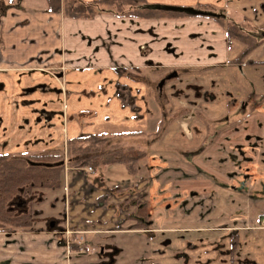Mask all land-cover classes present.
<instances>
[{
  "label": "crops",
  "instance_id": "1",
  "mask_svg": "<svg viewBox=\"0 0 264 264\" xmlns=\"http://www.w3.org/2000/svg\"><path fill=\"white\" fill-rule=\"evenodd\" d=\"M145 1L196 13L73 19L49 11L46 0H0V154L62 153L67 140L92 134L107 138L104 147L145 154L136 177L119 164L91 173L85 165L65 167L61 189L44 208L53 228L41 212L33 231L0 232V264H168L162 248L176 247L177 234H190L187 245L198 250L195 239L214 245L227 234L236 240L264 231V196L250 205L263 174L264 116L250 131L248 115L227 123L244 104L231 115L224 96L201 89L215 81L208 70L263 66L247 63H264V41L231 64L245 46L228 41L209 15L264 28V0ZM118 86L128 91L125 104ZM199 117L205 122L193 127ZM214 119L225 125L209 127ZM143 205L146 227L129 229ZM166 209H176L184 225L167 226L157 216ZM200 254L206 261L207 252Z\"/></svg>",
  "mask_w": 264,
  "mask_h": 264
},
{
  "label": "trees",
  "instance_id": "2",
  "mask_svg": "<svg viewBox=\"0 0 264 264\" xmlns=\"http://www.w3.org/2000/svg\"><path fill=\"white\" fill-rule=\"evenodd\" d=\"M46 3L49 11L61 12L73 19H91L96 14L105 12H112L118 17L136 19L193 16L196 13L191 8L150 5L145 0H96L92 2L46 0ZM204 9L209 10L210 8L204 7ZM209 16L224 27L228 41L235 40L245 46L231 64L240 63L264 41V28H253L244 20L237 24L230 21L224 22L221 15ZM247 65L264 66V63H247ZM117 89L122 103L128 102L126 88L118 86ZM106 141L107 138L104 135L92 134L67 140L64 153L24 156L0 154V232L33 231L36 218L42 212L36 208L46 202L48 197L59 192L65 167L74 168L87 165L94 170L119 164L132 177H136L138 169L144 164L145 154L133 148L104 147ZM44 164L50 166H44ZM17 200H21L25 205L16 207L15 201ZM27 204H29L28 208ZM53 207L54 205L51 204L50 210H53ZM146 219L147 214L145 205H143L136 212V220L133 225L129 226V229L146 227L144 223Z\"/></svg>",
  "mask_w": 264,
  "mask_h": 264
},
{
  "label": "rangeland",
  "instance_id": "3",
  "mask_svg": "<svg viewBox=\"0 0 264 264\" xmlns=\"http://www.w3.org/2000/svg\"><path fill=\"white\" fill-rule=\"evenodd\" d=\"M222 70H208L207 74H213L211 78L215 79L212 82V86L205 85L201 87L203 91H211L214 90L216 95L224 96L225 103L223 104L224 110L228 109V104H231L230 112L233 115L234 112L238 114L240 112V106L244 104V111L238 114V118H234L230 116L227 123H235L239 121L243 116L248 115L249 120L244 124V127L247 129L252 128L254 126H260L261 123V115L264 116V67H232L231 69ZM203 72H200L202 74ZM181 77L178 74L176 78L177 81H180ZM217 80H221L218 81ZM155 83L153 88H158V82ZM220 85H217L219 84ZM230 99V100H229ZM230 101V102H229ZM229 112V113H230ZM254 112V113H251ZM205 122V119L199 117L197 120H194L191 124L193 127H200ZM252 122H254L252 124ZM226 123V124H227ZM209 127L213 128H221L225 125V122L222 119H214L213 121L208 122ZM250 131V129H249ZM64 153V152H62ZM87 166V165H86ZM262 171L264 174V160L261 164ZM259 178V183L255 192L252 194L250 199V205L252 206L255 197L264 196V192H261V187H264V175ZM47 202V201H46ZM46 202L40 204L39 208L42 211V216L39 217L42 222L44 219L48 222L52 221L51 217H47L49 214L44 208L47 207ZM25 204L22 203V206ZM167 205L164 206V208ZM29 204H27V208ZM26 208V209H27ZM169 209H166V211ZM173 211H167V213L159 214L157 216L162 215L165 217V221L167 226L176 227L183 226L184 220L180 217V214L176 209H172ZM206 213V211H205ZM42 217H45L42 219ZM37 219V218H36ZM62 215L58 218L57 225H61ZM37 223L38 220H37ZM190 234H177L175 237L176 247H163V251H165L166 256L168 258V264H175L174 260V251L173 248L179 250V263L180 264H204L209 260L211 264H264V231L262 230H253L240 232L237 236V239L231 240L227 234L226 239H217L214 245H208L207 243L210 241L204 240L202 242V246H200L199 242H193V246L198 247V250H190L188 247V239L191 236ZM233 238V237H232ZM199 240V239H198ZM236 246H235V245ZM200 246V247H199ZM235 246V250L232 249ZM231 249L233 251H231ZM231 253H228V251ZM206 251L208 256L206 261L201 258V254ZM200 252V253H199ZM200 258L201 263H196L195 259ZM174 263H173V262ZM254 262V263H253ZM206 264V263H205Z\"/></svg>",
  "mask_w": 264,
  "mask_h": 264
},
{
  "label": "water",
  "instance_id": "4",
  "mask_svg": "<svg viewBox=\"0 0 264 264\" xmlns=\"http://www.w3.org/2000/svg\"><path fill=\"white\" fill-rule=\"evenodd\" d=\"M172 76H175V73H173L172 75H168V76H166L165 79L160 80L158 86L160 87V86L163 84L164 80H167V79H169V78L172 77ZM44 166H50V165H48V164H44ZM22 203H23V202L20 201L19 203L16 204V206L19 207ZM53 226H54V222H52V221L48 222V228H49V229H52Z\"/></svg>",
  "mask_w": 264,
  "mask_h": 264
},
{
  "label": "built area",
  "instance_id": "5",
  "mask_svg": "<svg viewBox=\"0 0 264 264\" xmlns=\"http://www.w3.org/2000/svg\"><path fill=\"white\" fill-rule=\"evenodd\" d=\"M85 170H86L87 173H91L92 172V169L89 166H86ZM259 228L260 229H264V217L260 221Z\"/></svg>",
  "mask_w": 264,
  "mask_h": 264
},
{
  "label": "flooded vegetation",
  "instance_id": "6",
  "mask_svg": "<svg viewBox=\"0 0 264 264\" xmlns=\"http://www.w3.org/2000/svg\"><path fill=\"white\" fill-rule=\"evenodd\" d=\"M21 200H17V201H15V206H16V204L17 203H19ZM17 207V206H16ZM19 207H22V204L19 206Z\"/></svg>",
  "mask_w": 264,
  "mask_h": 264
}]
</instances>
